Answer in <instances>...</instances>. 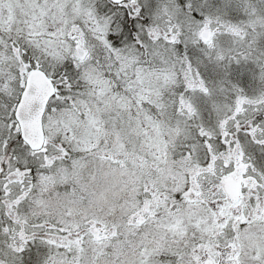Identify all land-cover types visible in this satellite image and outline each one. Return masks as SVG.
Masks as SVG:
<instances>
[{
	"label": "snow or ice",
	"instance_id": "1",
	"mask_svg": "<svg viewBox=\"0 0 264 264\" xmlns=\"http://www.w3.org/2000/svg\"><path fill=\"white\" fill-rule=\"evenodd\" d=\"M0 264H264V0H0Z\"/></svg>",
	"mask_w": 264,
	"mask_h": 264
}]
</instances>
